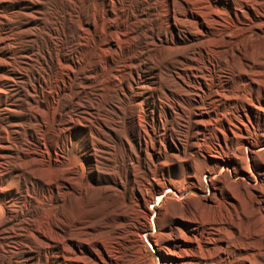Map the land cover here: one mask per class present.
I'll return each mask as SVG.
<instances>
[{"label":"bare ground","instance_id":"6f19581e","mask_svg":"<svg viewBox=\"0 0 264 264\" xmlns=\"http://www.w3.org/2000/svg\"><path fill=\"white\" fill-rule=\"evenodd\" d=\"M0 264H264V0H0Z\"/></svg>","mask_w":264,"mask_h":264},{"label":"rangeland","instance_id":"374dc122","mask_svg":"<svg viewBox=\"0 0 264 264\" xmlns=\"http://www.w3.org/2000/svg\"><path fill=\"white\" fill-rule=\"evenodd\" d=\"M184 35V34H183ZM161 53H163L162 51H159L158 50V52L155 54L156 56H158L159 54H161ZM160 56V55H159ZM90 94V93H89ZM94 94V95H93ZM91 93L90 95H88L87 96V98L88 99H97L98 97H97V94H95V93ZM92 96V97H91ZM90 97V98H89ZM86 98V99H87ZM190 194L191 193H186L185 195H183V196H180L179 198H178V200L180 201H184V199H186V198H188V197H190ZM204 195V193H202V192H199V191H195V192H193V198H198V197H200V196H203ZM157 206H159V203H155L154 205H152V207L153 208H156ZM152 251V250H151Z\"/></svg>","mask_w":264,"mask_h":264}]
</instances>
